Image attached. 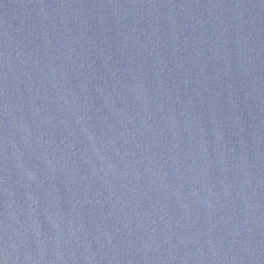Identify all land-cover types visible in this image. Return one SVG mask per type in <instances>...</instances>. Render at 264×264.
<instances>
[{"label": "water", "instance_id": "obj_1", "mask_svg": "<svg viewBox=\"0 0 264 264\" xmlns=\"http://www.w3.org/2000/svg\"><path fill=\"white\" fill-rule=\"evenodd\" d=\"M219 264H264V240Z\"/></svg>", "mask_w": 264, "mask_h": 264}]
</instances>
